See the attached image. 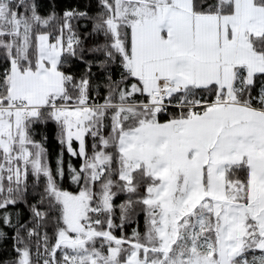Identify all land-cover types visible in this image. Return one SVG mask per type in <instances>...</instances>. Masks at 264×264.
I'll use <instances>...</instances> for the list:
<instances>
[{"label": "snow or ice", "instance_id": "snow-or-ice-1", "mask_svg": "<svg viewBox=\"0 0 264 264\" xmlns=\"http://www.w3.org/2000/svg\"><path fill=\"white\" fill-rule=\"evenodd\" d=\"M0 264H264V0H0Z\"/></svg>", "mask_w": 264, "mask_h": 264}]
</instances>
